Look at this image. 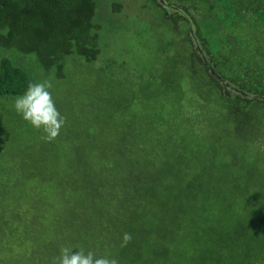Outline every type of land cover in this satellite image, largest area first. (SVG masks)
I'll return each mask as SVG.
<instances>
[{
	"label": "trees",
	"instance_id": "16d2710c",
	"mask_svg": "<svg viewBox=\"0 0 264 264\" xmlns=\"http://www.w3.org/2000/svg\"><path fill=\"white\" fill-rule=\"evenodd\" d=\"M209 12L211 22L195 18V41L186 33L188 57L185 47L175 57L172 121L158 127L142 113L123 116L129 105L121 104L123 117L104 120L97 137L52 151L27 191L3 190L0 237L27 244L24 264H53L61 246L110 253L119 264H230L227 256L242 253L239 264H248L253 244L264 257V202L252 196H264V0H210ZM95 13L96 0H0V48L35 54L64 78L67 56L92 62L100 54ZM237 28L250 31L261 60L248 43H233ZM184 71L196 118L185 111ZM29 81L24 68L1 59L0 97L23 94ZM249 141L262 149L250 153ZM124 233L132 239L121 247Z\"/></svg>",
	"mask_w": 264,
	"mask_h": 264
},
{
	"label": "rangeland",
	"instance_id": "374dc122",
	"mask_svg": "<svg viewBox=\"0 0 264 264\" xmlns=\"http://www.w3.org/2000/svg\"><path fill=\"white\" fill-rule=\"evenodd\" d=\"M209 2L210 0H96L93 22L99 27L97 33L100 54L92 62L77 55L67 56L64 62L65 75L61 79L56 76L55 69L46 71L35 54L0 48V61L3 58L14 61L25 69L32 81L51 80L56 106L67 117L60 134L54 140L45 141L41 139L40 131L32 128L15 112L13 100L16 96L0 97V195L7 188H16L18 191L26 188L27 191L38 179L34 174H42L43 164L52 151L61 155L70 151V144L79 142L86 135L97 137L104 120L113 121L129 116L133 111L153 117L158 127L163 125L159 122L162 119L172 121L174 112L169 100L173 101V96L168 85L176 82L178 69L175 59L184 47L182 56L186 59L189 55V45L184 42L187 32L191 33L193 41L196 40L194 34L198 25L195 18L203 21L206 16L204 19L211 22ZM198 23L201 25V32H210L209 28L202 26L204 22ZM246 29L237 28L232 31L233 43H248L256 59L261 60L253 46L254 38L247 35L250 31ZM221 32L223 40L228 31ZM248 55H243L242 59H246ZM183 74L181 83L185 95V111L196 118L201 109L192 104L193 83L189 72L184 71ZM133 97L137 98L135 102ZM121 104L129 105L123 116L118 108ZM185 128L186 124L176 132L181 130L184 133ZM237 135L241 138L240 131L234 134L236 139ZM243 136L253 137L249 132L243 133ZM260 148L256 141L246 144V149L254 155ZM245 183L246 179L240 180L241 185ZM257 186L258 182H254V187ZM252 196L253 200L264 202V196L256 194V191ZM18 239L0 237V260H5L6 255L11 252L12 256L16 255V261L11 264H24L30 249ZM242 243L245 246L242 241L239 243L240 247ZM248 251L250 255L245 259L248 264H264V260H258L263 252L257 245L253 244ZM244 256L243 253L238 257L227 256L226 261L239 264L244 262Z\"/></svg>",
	"mask_w": 264,
	"mask_h": 264
},
{
	"label": "clouds",
	"instance_id": "9594fccd",
	"mask_svg": "<svg viewBox=\"0 0 264 264\" xmlns=\"http://www.w3.org/2000/svg\"><path fill=\"white\" fill-rule=\"evenodd\" d=\"M51 80L29 81L23 94L13 100L15 112L32 128L42 133L41 139L54 140L66 125L67 117L62 115L53 97ZM131 234L124 233L121 247L131 242ZM61 246L53 264H119L110 253L97 255L84 248Z\"/></svg>",
	"mask_w": 264,
	"mask_h": 264
}]
</instances>
